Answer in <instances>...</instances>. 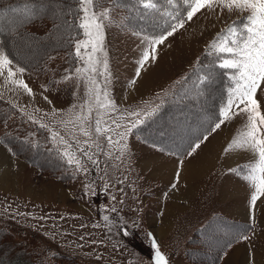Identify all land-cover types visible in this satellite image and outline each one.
Masks as SVG:
<instances>
[{"label":"rangeland","instance_id":"374dc122","mask_svg":"<svg viewBox=\"0 0 264 264\" xmlns=\"http://www.w3.org/2000/svg\"><path fill=\"white\" fill-rule=\"evenodd\" d=\"M158 2L162 9L183 10L169 8L164 0ZM118 3L120 7L104 5L111 10V23L104 30L113 77L110 94L121 110L114 118L127 116L133 110L143 112L157 104L160 112L121 142V147L126 145L122 159H116L119 153L115 147L111 149V157L103 154L95 157L106 174L94 168L79 152V147L84 145L70 139L72 125L65 128L60 123L74 118L73 114L80 111L72 106L83 103L85 86L80 81L77 89L75 75L64 79L76 62L71 55L74 48L61 40L56 27L59 21L54 22L51 14H42L20 29L24 39L19 36L8 39V51L26 69L18 78L25 81L38 99H20L0 77V141H3L0 143V245H4L0 248V264H23L22 258L33 264H151L149 233L168 264H236L232 261L235 258L239 260L237 264H246L239 259L243 253L236 252L237 249L246 246L252 250L256 241L264 239L260 235L254 237L255 232L248 238L250 241L236 239L245 231L249 237L253 230L252 217L246 221L248 217L244 215L248 210L252 213L251 195L255 191L247 178L249 166L258 161L235 145L225 152L238 139L245 119L236 117L222 125L192 157L185 158L182 166L172 153L176 151L177 131L183 129L187 134L206 122L226 99L232 87L228 78L232 73L219 67L221 57L210 52L209 45L229 25L234 24L242 31L247 14L229 13L226 9L214 13L202 10L163 45L157 46V59L149 61L136 83L129 86L135 77L136 61L146 47L134 33L146 27L151 32L152 27L142 17L143 10L136 6L137 0H118ZM17 12L0 11L9 26L21 18ZM171 53L174 54L169 57ZM155 63L159 68L154 69L156 76L148 82L147 74ZM208 72L213 79L201 88L199 77ZM142 78L146 84L141 88ZM257 99L264 113V91L258 89ZM33 120L47 128H41ZM132 120L135 117L120 122ZM48 129L60 133L71 147L66 149L59 143V136L53 140ZM17 135L32 141L36 147L13 145V136ZM78 139L83 141L85 137ZM39 143L54 148L65 161L67 158L62 155L65 150L74 153L88 172L77 171L72 165L74 177L68 179L66 169L59 166L55 157L37 147ZM207 157L210 164L202 170ZM192 161L201 164L192 169ZM59 170L66 175L59 176ZM168 171L174 173L165 176ZM177 171L180 172L178 183ZM101 176L107 181V189ZM187 182L194 187L187 200L175 203L178 208L173 196L176 192L179 196L185 193L183 186ZM173 183H177L176 188L171 187ZM113 207L116 212L110 211ZM104 216H108L107 222ZM119 226L126 227L130 235L123 236ZM249 228L252 230L248 231Z\"/></svg>","mask_w":264,"mask_h":264},{"label":"snow or ice","instance_id":"6c2138e0","mask_svg":"<svg viewBox=\"0 0 264 264\" xmlns=\"http://www.w3.org/2000/svg\"><path fill=\"white\" fill-rule=\"evenodd\" d=\"M106 3L120 7L118 0H75L74 4L67 0H47V3L44 0H30L25 2L21 9H11L13 13L17 11L21 13V18L14 21L11 26L4 23V13H0V36H19L21 39H24V35L20 29L40 18L42 14H51L55 18L54 22L59 21L56 27L61 32V40L74 48L71 55L76 62V66L68 71L64 79H72L75 75L78 81L77 89L80 87V81L85 86L83 103L72 106L79 107L80 111L73 114L74 118L61 120L60 123L65 128L69 124L72 125L70 139L77 145H84L79 147V152L97 169H100V161L95 157L101 154L111 157L113 155L111 149L115 147L119 153L116 159H122L126 145L121 147V142L149 120L156 118L160 112V105L157 104L143 112L133 110L127 113V116L121 114L119 119L114 118V114L121 110L110 94L113 77L105 50L104 30L111 23V10L104 6ZM164 3L171 9L182 7L183 10L162 9L158 0H137L136 6L143 10L141 15L150 23L152 31L149 32L146 27L134 33L142 38L146 47L136 61L135 77L129 82V86L136 83V79L140 77L149 61L157 59V46L163 45L202 10L207 9L214 13L217 9H226L229 13L236 11L247 14L244 17L247 23L244 24L242 31L234 24L229 25L209 45V51L221 57L219 67L232 73L228 77L232 81V87L227 92L226 99L219 104L206 122L190 129L187 134L183 129L177 131L178 140L174 141L176 151L172 154L182 166L185 158L192 157L222 125L236 117L244 118V128L238 139H234L225 152L231 151L235 145L240 150L250 152L258 161L249 166L250 174L247 177L255 188L251 195V207L254 210L257 200L264 196V113L257 99L258 89L264 91L261 89V84L264 83V0H180L179 4L178 0H164ZM25 71V67L11 57L8 39H0V77L4 79L5 84L10 83L27 95L33 96L32 89L23 79L18 78ZM212 79L211 72L199 77L201 88L206 87ZM53 113L55 114V110ZM131 117H135V120L130 123L120 122ZM33 123H39L41 128H47V125L39 121L33 120ZM48 131L53 140L59 136V143L64 144L66 149L71 147L60 133L51 129ZM78 136L85 139L80 141ZM62 155L67 158L68 164L76 167L77 171H83L85 174L88 172L83 161L74 153L65 150ZM100 170L106 174V169ZM175 178L178 183L179 171L176 172ZM101 179L104 180V176H101ZM177 183H173L171 187L176 188ZM104 187L105 189L108 187L106 180ZM110 211L117 210L113 207ZM103 219L106 222L109 220L108 216H104ZM119 230L123 236L130 235V231L124 226H119ZM148 238L152 249L151 264H168L167 257L161 252L151 233L148 234ZM248 238L247 231L236 237L237 241Z\"/></svg>","mask_w":264,"mask_h":264},{"label":"bare ground","instance_id":"6f19581e","mask_svg":"<svg viewBox=\"0 0 264 264\" xmlns=\"http://www.w3.org/2000/svg\"><path fill=\"white\" fill-rule=\"evenodd\" d=\"M179 50V49H178ZM172 54H174V53H171V55H169V57H172ZM164 56H165V54H164ZM168 57V56H167ZM166 58V57H165ZM162 61V60H161ZM162 64V63H161ZM155 66V67H154ZM153 70H151L147 75H148V77H146V78H148V82H149V80H150V78L151 77H154V76H156V74H154V69L156 68H159V65L157 64V63H155V65H153ZM155 69V70H156ZM156 73V72H155ZM159 74V73H158ZM158 78V77H157ZM143 79V78H142ZM147 80V79H146ZM144 81H145V78L143 79V80H141L140 79V84L142 85L141 86V88L146 84V83H144ZM8 88H12L11 90H13L15 93H17L18 94V96L20 97V99H23V100H28V99H32L33 100V97H34V95L33 96H29V95H27L25 92H23V90H21V89H19L18 87H16V86H14V85H12V84H8ZM140 89H138V91H139ZM138 91H136L137 93H138ZM134 93H135V91H134ZM37 96V95H36ZM28 98V99H27ZM34 99H35V97H34ZM38 99V98H37ZM32 100H31V102H32ZM39 100H41V98L39 99ZM34 101V100H33ZM44 101H45V98L44 99H42V102L44 103ZM208 158V157H207ZM202 162V161H201ZM193 167H192V169L194 168V167H196L197 168V166H200V164L201 163H198V162H191L190 163ZM189 164V167L191 166ZM210 164V159L208 158V159H206V161H204L203 162V164H202V170L204 169V167L205 166H208ZM6 166V164L3 162V167H5ZM204 166V167H203ZM154 168L155 169H157V166L155 167L154 166ZM206 168V167H205ZM191 169V170H192ZM4 170V169H3ZM174 170V169H173ZM207 170H204L203 172H206ZM159 172H160V170H159ZM173 171H171V172H166L165 173V176L167 175V176H169V175H171V173H172ZM189 172H191V171H189ZM193 172V171H192ZM160 173H163V172H160ZM174 173V172H173ZM174 175V174H173ZM2 179H4V178H2ZM4 184H6L5 183V181H2ZM8 184V183H7ZM188 182L187 183H185L184 184V186H183V190H184V192L185 193H182V195L181 196H179V194H177V192L174 194V196H173V200H174V205L176 206V207H178L179 208V205H177V204H175V203H177V202H179V200H183V201H185V200H187V194H189V192H191L192 191V189H193V187H194V185L192 186V185H190V184H188ZM252 253V252H251ZM250 253V250L248 249V248H245V250H243V257H241V258H239L240 260H242V262H244V263H246V264H258V258H257V256H255L256 257V259H255V257L253 256V254H251ZM253 257V258H252ZM230 262H231V260H229ZM233 261V260H232ZM238 262H239V260H237ZM237 261L235 262L236 264H237ZM234 262V261H233ZM242 264V263H241Z\"/></svg>","mask_w":264,"mask_h":264},{"label":"trees","instance_id":"16d2710c","mask_svg":"<svg viewBox=\"0 0 264 264\" xmlns=\"http://www.w3.org/2000/svg\"><path fill=\"white\" fill-rule=\"evenodd\" d=\"M2 0H0V11L1 10H7V9H12V8H17V9H21V8H23V5H24V3L25 2H30V1H27V0H9L8 2H6V3H4V4H2V2H1ZM74 1L75 0H67V2H69V3H73L74 4ZM179 1V3H180V0H178ZM18 13V12H17ZM53 25H50V27H52ZM24 28V27H23ZM27 30V29H26ZM26 32V31H25ZM9 39V37H7L6 35L5 36H0V39ZM12 38V37H11ZM11 57H13L12 55H11ZM13 58H15V57H13ZM15 60L17 61V58H15ZM27 140V141H26ZM9 141H11V139H9ZM13 141H14V144L13 145H15V143L16 144H18L19 146H22V144L26 147V148H30V149H34L36 146H34V143H32V141H29L28 139H25V138H23V137H21V136H13ZM23 141H25L24 143H21V142H23ZM4 142H6V143H9V142H7L6 140H4ZM12 142V141H11ZM28 142V143H27ZM26 143V144H25ZM39 146V148L41 149V150H43L44 152H46V153H48V154H51L53 157H55V159L57 160V162L59 163V166H61L62 168H64V169H66V171H64V172H66V174L68 175V176H70V177H68V179L69 178H71V177H74V174H73V172H72V165H70V164H68L65 160H64V158L59 154V152H57L56 150H54V148H46V146H43L41 143H39V144H37V147ZM11 147V146H10ZM34 147V148H33ZM37 149V148H36ZM60 172H62L61 170H59V172H58V175L60 176L61 174H64V175H66L65 173H61L60 174ZM63 175V176H64ZM66 179V178H65ZM0 248H4V245L3 244H1L0 245ZM7 250H8V248H7ZM14 255V254H13ZM12 255V257H14ZM19 258H22L20 255L18 256ZM23 260H25V263H23V264H33V263H28V259H26V258H22ZM27 260V261H26Z\"/></svg>","mask_w":264,"mask_h":264},{"label":"crops","instance_id":"0c3cea01","mask_svg":"<svg viewBox=\"0 0 264 264\" xmlns=\"http://www.w3.org/2000/svg\"><path fill=\"white\" fill-rule=\"evenodd\" d=\"M34 97L37 99L38 97L36 96V94H34ZM250 207V206H249ZM248 208V207H247ZM250 209H251V207H250ZM247 212V214H245L244 216H246V217H248V219H245L246 221H249V220H251L252 221V223H251V228H253V230L251 231V232H249V238L253 235V233L255 232V236L254 237H258L259 235L262 237V239H263V236H264V233H262L263 231H264V196H261L258 200H257V202H256V207H255V209L253 210L252 209V213L248 210V211H246ZM251 213V215H250V213ZM242 216H243V214H242ZM252 217V218H251ZM254 217V218H253ZM251 218V219H250ZM261 229V231L259 232V230ZM247 241H250V239H247ZM264 241V239L263 240H261V241H256V244L254 245V246H252L251 248H253L252 250L251 249H249L250 250V253L251 254H253V256L255 255V256H257V258H258V264H264V243H263V245H260L259 246V244H261V242H263ZM245 248H247L246 246H245ZM245 248L244 247H240V248H238L237 249V251L236 252H241V253H243V250H245ZM235 254V253H234ZM238 255V254H237ZM244 255V254H243ZM254 256V257H255ZM237 257V256H236ZM241 257H243V256H241ZM240 257V258H241ZM229 258H232V256H230ZM253 258V257H252ZM255 259H256V257H255ZM236 260H238V259H233V261L234 262H236Z\"/></svg>","mask_w":264,"mask_h":264}]
</instances>
